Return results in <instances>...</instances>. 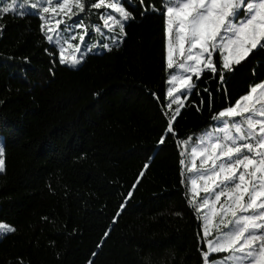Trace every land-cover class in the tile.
<instances>
[{
    "label": "trees",
    "instance_id": "trees-1",
    "mask_svg": "<svg viewBox=\"0 0 264 264\" xmlns=\"http://www.w3.org/2000/svg\"><path fill=\"white\" fill-rule=\"evenodd\" d=\"M80 2L85 11L74 0L66 22L84 17L92 32L105 9ZM42 23L0 14V223L16 229L0 239V264H202L207 245L182 183V145L162 132L171 112L163 107L170 72L162 16L129 21L119 45L77 69L60 64L58 51L53 63ZM226 75V85L202 75L184 97L174 122L181 139L200 135L213 114L264 81V49Z\"/></svg>",
    "mask_w": 264,
    "mask_h": 264
},
{
    "label": "snow or ice",
    "instance_id": "snow-or-ice-1",
    "mask_svg": "<svg viewBox=\"0 0 264 264\" xmlns=\"http://www.w3.org/2000/svg\"><path fill=\"white\" fill-rule=\"evenodd\" d=\"M125 2L130 3V0H121V4ZM156 2L161 4L159 14L164 20L167 37V68L173 69L174 55L179 53L187 61L181 62L180 67L190 70L196 77V81L189 83L192 77L183 75L180 82L184 89L177 91V76L171 75L168 98L163 103V107L171 112H165L162 132L164 135L174 134V143L178 148L182 144L189 145V139L193 141L187 151L180 149L179 164L182 166L181 175L188 173L182 183L191 181L193 197L201 189L207 194L201 204L193 205L198 218L201 217V208H209L208 214L202 216L204 235L199 236V240L207 244V250H201L202 264H264V81L251 84L250 92L236 100L234 106L230 104L213 114L212 125L205 126L201 135L181 139L174 128L176 117L185 107L182 98L194 94V90L204 82L200 79L202 75H214L226 85L230 79L226 73L233 72V65L240 64L258 44L264 49V43H260L264 40V0ZM0 4L3 5L0 12L4 14L13 13L20 17L34 15L44 22L41 24L43 35L56 50L45 49L53 63L57 51L59 63L68 62L65 44L69 48L74 47L81 57L95 47L85 42L87 30L82 33L76 31L85 28L84 17L66 24L62 29L59 25L63 21L59 19L55 20L56 29L45 26L51 24L49 13L58 16L75 14L70 0H63V3L55 0V6L52 0H0ZM121 4L111 0H93L91 3L94 9L103 7L112 10L101 16L103 27L114 33L110 37L111 43L102 45L108 51H112L111 45L118 44L120 38L126 35L125 25L132 19L131 13ZM75 8L84 12L86 4L75 0ZM152 10L156 11L155 8ZM95 30L101 32L100 27ZM77 36L84 42L83 49L80 45L69 43ZM214 53L222 57V66L218 67L221 64L219 58L214 61ZM79 62V59H74L71 63L74 66ZM203 90L208 91V87ZM163 142L162 136L159 143ZM4 154L5 147L0 144V172L4 171ZM196 159L199 160L198 165ZM198 181L201 182L199 186ZM189 203L192 201L189 200ZM120 207L123 209V204ZM0 231L15 232L16 229L0 223ZM213 253L227 255L214 258ZM88 264L94 262L89 261Z\"/></svg>",
    "mask_w": 264,
    "mask_h": 264
},
{
    "label": "rangeland",
    "instance_id": "rangeland-1",
    "mask_svg": "<svg viewBox=\"0 0 264 264\" xmlns=\"http://www.w3.org/2000/svg\"><path fill=\"white\" fill-rule=\"evenodd\" d=\"M52 2H53V5L55 6V0H52ZM106 2H107V0H106ZM111 2H115V3L121 4V0H111ZM61 3H63V0H61ZM70 3L73 5L74 0H70ZM2 6L3 5L0 4V7H2ZM121 6L125 7V10L126 11H129L131 13L132 19L129 20V21H132L134 19L135 20H138L143 13L153 11L152 10L153 8H155L156 11H159L160 10V7H161V4L160 3H157L156 0H143V3H141V0H130V3L129 2H125V3H122ZM156 11H154V12H156ZM109 12H112V10L111 9H105V11L102 14V16L107 15ZM1 13L2 12H0V14ZM48 15L51 18V24L45 25L46 27H52L53 29H56L57 28V25L55 23V20H57V19L63 21L59 25V28L62 29L67 24L66 17L63 14H61V15L58 16L56 13H49ZM115 15L118 16L119 14L118 13H115ZM97 27H100L101 28V32H96L95 29ZM85 30H87L86 27L85 28H78L76 31H77V33H82ZM118 31H119V29L117 28V32ZM87 32H88V30H87ZM113 35H114V33H110L108 31V29H106V28L103 27V20L101 19V23L94 25L93 26V31L92 32H88V34L85 35V42H87L89 45H95V47L92 49V51L91 52H88L86 55H83L81 57V53L78 52V51H76L74 47L73 48H69L67 46V44H65V58H66V61H68V62L65 63V64H63V65H66V66H68L69 68H72V69H77V68H79L82 65V63L84 62L85 58L88 55L93 54V53L94 54H102L103 52H106L107 49H104L102 47V45L104 43H111L110 37L113 36ZM123 37L124 36H122L120 38L119 43L116 44V45H119L121 43V41L123 40ZM263 42H264V40H261L260 41V43H263ZM69 43H71L73 45H80V48L81 49L84 48V42H81L78 39V36H77V39L70 40ZM116 45H111V47L112 46H116ZM258 47H260L259 44L257 45V48ZM257 48H255V49H257ZM255 49H252L251 52L253 50H255ZM251 52H249V53H251ZM216 54H219V53H214V56ZM214 56H213V59H214ZM219 56H220V54H219ZM74 59H79L80 62L78 64H75L73 66V64L71 62ZM220 59H221V62H222V57H220ZM181 62H186L187 63L185 57L183 55H180L179 53L175 54L174 55V61H173V69H169V72H170V74H169V80L171 79V75H176L177 76V82H176V89H177V91H183V89H184V85L180 82L181 77L183 75H190L192 77V79L189 81V83L194 82V78H195V75L190 70H186V69L180 67V63ZM169 80H168V86H169ZM182 99L184 100V98H182ZM184 103H185V100H184ZM173 107H175V106H173ZM237 119H239V118H237ZM2 126H4V127H2ZM0 129H7V124L5 123V121L1 117H0ZM192 143H193L192 139H189V145H191ZM0 144L3 145V136L2 135H0ZM189 145H183L182 144V148L187 151ZM189 155H190V152H189ZM3 159H4V157H3ZM195 162H196L197 165L199 164V160L198 159H196ZM3 172H0V174L3 173ZM187 175H188V173L185 172L184 173V176H187ZM200 183L201 182L198 181V186L200 185ZM186 185H187V188H188V191H189V195H190V199L192 201V204L193 205L194 204H201L202 201H203V198L207 194H205L203 192V190L201 189V191L198 194H196L195 197H193L192 190H191V181L188 180L187 183H186ZM210 203H211V201H210ZM200 212H201V218H202L203 215L208 214L209 208L207 206L206 207H203V208L200 209ZM11 233L12 232H3V231H0V239L3 236L8 235V234H11ZM209 238H211V237H209ZM214 254H216V253H213L212 255H214ZM219 254H224V256L227 255L226 253H219Z\"/></svg>",
    "mask_w": 264,
    "mask_h": 264
},
{
    "label": "crops",
    "instance_id": "crops-1",
    "mask_svg": "<svg viewBox=\"0 0 264 264\" xmlns=\"http://www.w3.org/2000/svg\"><path fill=\"white\" fill-rule=\"evenodd\" d=\"M157 12H159V11H157ZM83 64V63H82Z\"/></svg>",
    "mask_w": 264,
    "mask_h": 264
}]
</instances>
